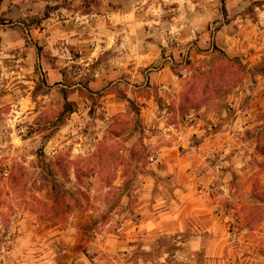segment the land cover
Instances as JSON below:
<instances>
[{
    "label": "clouds",
    "instance_id": "9594fccd",
    "mask_svg": "<svg viewBox=\"0 0 264 264\" xmlns=\"http://www.w3.org/2000/svg\"><path fill=\"white\" fill-rule=\"evenodd\" d=\"M0 264H264V0H0Z\"/></svg>",
    "mask_w": 264,
    "mask_h": 264
}]
</instances>
